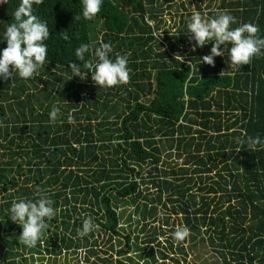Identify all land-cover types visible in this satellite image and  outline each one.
Returning <instances> with one entry per match:
<instances>
[{"label":"trees","instance_id":"trees-1","mask_svg":"<svg viewBox=\"0 0 264 264\" xmlns=\"http://www.w3.org/2000/svg\"><path fill=\"white\" fill-rule=\"evenodd\" d=\"M226 1L221 7L227 6L226 12L236 21L230 27L252 23L258 28L256 35L264 38V0ZM19 2L0 3V32L13 22L11 12ZM33 11L49 28L45 65L31 78L22 79L13 70L10 79L0 80V198L9 204L45 194L57 210L45 221L36 247L27 251L41 254L42 242L49 257L63 255L82 242L87 249L85 264H151L152 244L159 245L158 229L168 237L170 254L183 252L182 242L171 238L174 228L162 230L181 222L189 229L190 240L205 243L218 264H264V148L240 143L245 137L264 138V54L232 70L227 54L214 57L211 66L200 63L212 42L194 46L186 32L192 13L187 18L180 15L182 26L177 36L165 37L166 48L158 43L154 50L152 42L158 38L153 32L159 29L163 11L159 0H103L94 20L76 19L80 0H43L33 5ZM101 41L112 45L113 58L127 54L126 83L102 88L87 71L81 78L71 75L69 63L82 64L75 59V48L87 43L94 49ZM191 41L189 50L180 48L179 43ZM5 46L0 41V48ZM90 57L94 59V52L85 58ZM9 100L8 108H3L2 102ZM53 105L60 108L55 122L48 117ZM191 125L199 127L192 132ZM162 138L178 157L184 155L182 165L161 166L166 163ZM146 162L154 165L147 178L141 175ZM145 183L156 189L150 202L148 192L143 196L140 190ZM194 185L198 193L192 191ZM127 197L146 201L140 219L149 246L137 247L133 241L132 247L139 258L148 248L149 261L121 259L132 247L129 234L119 229L114 201ZM147 202L152 203L150 216L161 207L182 218L170 223L166 216L160 228L148 226ZM3 216L0 236L6 233L18 240L20 225ZM89 217L98 228L77 237L82 221ZM94 236L106 243L124 240V247L115 250L110 243L99 258L91 245L96 240L89 241ZM166 246L156 249L159 263L166 264L169 258L178 264ZM18 247L26 248L22 243ZM17 254L20 258L5 251L0 264L26 262Z\"/></svg>","mask_w":264,"mask_h":264},{"label":"clouds","instance_id":"clouds-1","mask_svg":"<svg viewBox=\"0 0 264 264\" xmlns=\"http://www.w3.org/2000/svg\"><path fill=\"white\" fill-rule=\"evenodd\" d=\"M8 0H0L7 4ZM43 0H20L18 6L11 12L13 22L0 32V41L5 47L0 48V80L12 77L13 70L22 79L31 78L37 70L45 65L49 28L45 21L34 14L33 5H39ZM81 13L76 19H92L101 9L103 0H80ZM235 18L228 12L222 11L212 18H202L199 12L193 11L186 21V32L191 33L194 46L200 47L208 44L211 48L207 55L200 58V63L214 64V57L227 54L229 66L240 68L242 64H249L253 56L264 54V38L256 34L258 28L252 23H242L236 27ZM67 39V35L63 34ZM224 45V47H220ZM228 45V47H226ZM94 52V59H86V54ZM112 45L108 42H98V46L90 49L87 43H81L74 50L75 59L82 64L69 63L71 75L84 77L85 71L90 73L91 80L96 86L111 88L124 84L128 80L127 54H118L113 58ZM11 67V71H10ZM60 112L56 105L48 113L49 120L55 122ZM71 120V116L68 117ZM240 143L253 148L259 145L264 148V138L245 137ZM57 210L53 208L52 201L45 194L38 193L36 199L16 198L7 210L9 219L21 227L19 241L28 248H34L46 228V220L55 217ZM98 228L91 217L85 218L77 231V237H86ZM171 238L180 244L189 236L186 226H177L171 232ZM87 249H81L80 254L85 255Z\"/></svg>","mask_w":264,"mask_h":264},{"label":"rangeland","instance_id":"rangeland-1","mask_svg":"<svg viewBox=\"0 0 264 264\" xmlns=\"http://www.w3.org/2000/svg\"><path fill=\"white\" fill-rule=\"evenodd\" d=\"M160 3H162V8L163 11L161 12V21L159 23V29L154 30L153 35L158 38L157 41L152 42V47L154 50L158 49V43L162 44L163 48H166V45L168 44L167 41L165 40L166 36H171L175 35L177 36L178 29L182 26V17L180 15H183L185 18H187L188 13H192L193 11L199 12L202 16V18H212L214 17L217 13L221 11H227V6L221 7L223 0H159ZM225 3H227L226 0H224ZM182 5V7H181ZM93 20L95 17L92 18ZM150 25H153L152 21H148ZM99 36L101 33H99V26L96 27ZM175 43H178L177 40H175ZM180 48H189L193 46V41L187 43H179ZM227 57V55H225ZM228 59V58H227ZM229 66V64H228ZM229 70H232L235 68V66H229ZM54 70H52L53 72ZM63 77H66L67 74L63 73ZM68 79H71V76H67ZM42 84H39L38 88H41ZM41 92V91H40ZM37 93V97L41 98V93ZM8 103H11L10 100L7 102H2L3 108L7 109L8 108ZM33 106L37 108L36 103H33ZM192 126V132H194L195 129H197L199 126L197 125H191ZM1 140V138H0ZM162 145H160V150H161V156L163 160L166 161L165 164H162L161 166H165L167 168H171L172 166H179L183 164L184 160V155H181L178 157L177 153L171 151L168 148L169 141L167 139H161ZM153 166L152 164H149L148 162L144 163L141 165V175L142 177L147 178L148 174L153 171ZM140 175V176H141ZM146 182V181H145ZM196 188L192 189L195 193H198L197 191V186L194 185ZM140 190L142 191V195L146 196L148 192V202H150V198L154 197L156 194V189L150 184V183H145L140 185ZM198 199V198H197ZM15 200V199H14ZM115 206H116V211L119 215V229L121 230L123 235L129 234V237L131 239L130 244L131 247L133 245L134 241V246L140 247V246H146L149 244L145 243L146 242V236L145 233L141 231V213L143 212V204L146 203V201L142 197L134 198V197H127L124 199H117L114 201ZM147 202V209L145 211V216L147 217L146 222L148 223V226H155L160 228L161 223H164L166 216L170 217V223L178 218L181 220L182 215L181 214H172L170 211L167 212V210L163 208H158L154 203V207H157L156 209V214H153L150 216V204ZM12 201L8 204V200L4 201L3 199L0 198V217L3 219L4 214H7L8 207ZM80 203V202H79ZM2 207V210H1ZM157 216H159L160 221L157 220ZM14 225L17 224L13 221H10ZM139 222V224H138ZM148 226L146 228H148ZM178 226H183V223L180 222ZM169 228H176L174 224H169L166 226L164 229H162L164 232L165 230ZM52 232V229H51ZM50 232V234H51ZM48 234V232H46ZM96 233H94L95 235ZM97 235V234H96ZM190 234L189 236L182 241L181 247L183 248L182 253H172L169 251V248L166 246V234L161 233L160 229H158V242L159 245L157 246L156 244H152L154 250H155V262H152L151 264H160L159 259L160 256L157 253L156 249H162L164 250V246L167 248V252L170 256H173V258H177L178 264H218L217 258L212 255L210 250L206 247L205 243H201L199 238H196L194 240H190ZM206 236V235H205ZM137 238V240H135ZM96 240L94 245L95 248H93L96 252L97 257L103 258L105 255L103 254V251L101 250H108L109 244H113L115 250H118L120 247H124L123 241L122 243L118 242V238H113L110 243H106L100 238H93L89 237V241H94ZM12 243L13 245L10 247L6 243ZM21 244V242L18 240H15L11 237H7L6 233H2L0 236V263L4 262L5 256L3 257V254L5 251H9L10 253L15 254V258H20L18 256L17 252L26 259L25 264H85V255L80 254V250L84 249V245L78 246V247H73L69 251H67L63 255H56V256H48L43 252L44 247L42 242H40V250L41 254L39 253H30L27 251L28 247L25 249L18 247ZM151 245V244H150ZM174 249L176 248V245L173 247ZM149 251L148 248L143 249L140 254H142V258L138 257V250H136V247H132V250L129 251L124 257L122 256L121 259L124 260L125 258H129L128 256H131L134 261H143L144 259L146 261H149V257L145 255ZM33 257V259H30ZM115 254L113 252V258H115ZM143 259V260H142ZM169 259V258H168ZM166 260V264H176L175 262H172L170 259ZM129 261V260H126ZM23 263V264H24ZM97 264H100L99 262ZM141 264H145L144 262Z\"/></svg>","mask_w":264,"mask_h":264}]
</instances>
